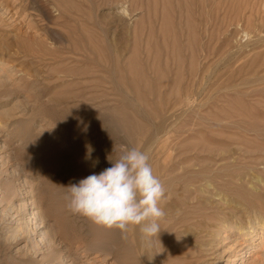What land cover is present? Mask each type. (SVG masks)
Segmentation results:
<instances>
[{
    "label": "rangeland",
    "instance_id": "obj_1",
    "mask_svg": "<svg viewBox=\"0 0 264 264\" xmlns=\"http://www.w3.org/2000/svg\"><path fill=\"white\" fill-rule=\"evenodd\" d=\"M125 146L150 240L68 208ZM173 263L264 264V0H0V264Z\"/></svg>",
    "mask_w": 264,
    "mask_h": 264
},
{
    "label": "clouds",
    "instance_id": "obj_2",
    "mask_svg": "<svg viewBox=\"0 0 264 264\" xmlns=\"http://www.w3.org/2000/svg\"><path fill=\"white\" fill-rule=\"evenodd\" d=\"M90 154L91 149L89 158ZM107 160L110 167L63 186L68 190L69 210L122 232L139 225L150 240L160 232L158 221L165 213L159 203L165 190L148 162L149 156L125 146L117 159L109 155Z\"/></svg>",
    "mask_w": 264,
    "mask_h": 264
},
{
    "label": "bare ground",
    "instance_id": "obj_3",
    "mask_svg": "<svg viewBox=\"0 0 264 264\" xmlns=\"http://www.w3.org/2000/svg\"><path fill=\"white\" fill-rule=\"evenodd\" d=\"M168 176H169V175H168ZM163 177H164V176H163ZM175 182H176V181H175ZM8 184H9V183H8ZM8 187H9V186H8ZM177 188H178V187H177ZM10 189H11V188H10ZM8 191H9V190H8ZM14 191H16V190H14ZM196 191H197V190H196ZM5 194H7V193H5ZM194 194H195V192H194ZM179 195H180V194H179ZM164 196H165V195H164ZM169 196H170V195H169ZM181 197H182V196H181ZM12 198H14V197H12ZM173 200H174V199H173ZM189 200H190V199H189ZM9 201H11V199H10ZM14 202H15V201H14ZM178 202H179V201H178ZM178 202H177V203H178ZM11 203H12V202H11ZM12 205H13V204H12ZM174 206H175V205H174ZM22 207H23V206H22ZM176 207H177V206H176ZM33 208H34V207H33ZM197 208H198V207H197ZM173 209H174V208H173ZM192 209H193V208H192ZM166 210H167V209H164V211H166ZM182 211H183V210H182ZM199 211H201V210H199ZM174 212H175V211H174ZM178 212H179V211H178ZM190 212H191V211H190ZM192 212H193V211H192ZM32 213H33V212H32ZM34 213H35V212H34ZM200 213H201V212H200ZM169 214H170V213H169ZM197 214H198V213H197ZM197 214H196V215H197ZM29 215H30V214H29ZM36 215H37V213H36ZM176 215H177V214H176ZM182 215H183V213H182ZM196 215H195V216H196ZM199 215H200V214H199ZM31 216H32V215H31ZM180 216H181V215H180ZM221 216H222V215H221ZM30 218H31V217H30ZM33 218H34V217H33ZM35 218H37V216H36ZM174 219H178V218H174ZM28 220H29V219H28ZM37 220H38V218H37ZM41 221H42V220H41ZM171 221H172V220H171ZM187 221H188V220H187ZM207 221H208V220H207ZM33 223L35 224V222H33ZM37 223H38V222H37ZM37 223H36V224H37ZM41 223H43V222H41ZM28 224H29V223H28ZM199 224H200V223H199ZM205 224H206V223H205ZM22 225H23V224H22ZM206 225H207V224H206ZM41 226H42V225H41ZM209 226H210V225H209ZM219 226H220V225H219ZM37 227H38V225H37ZM222 227H224V226H222ZM38 228H39V227H38ZM96 228H98V227H96ZM96 228H95L94 231H97ZM178 228H179V227H178ZM196 228H197V227H196ZM105 229H106V228H105ZM107 229H109V228L107 227ZM113 229L115 230V229H117V228H114V227H113ZM194 229H195V228H194ZM110 230H111V229H110ZM119 230H120V229H119ZM172 230H173V229H172ZM197 230H198V229H197ZM41 231H43V230H41ZM98 231H99V230H98ZM98 231H97V232H98ZM165 231H166V230H165ZM192 231H193V230H192ZM202 231H203V230H202ZM14 232H15V231H14ZM17 232H18V231H17ZM36 232H37V231H36ZM108 232H109V231H108ZM108 232H107V233H108ZM110 232H112V230H111ZM110 232H109V233H110ZM178 232H179V231H178ZM197 232H198V231H197ZM199 232H200V231H199ZM205 232H207V231H205ZM241 232H242V231H241ZM41 233H42V235H44V236L46 235L45 231H43V232H41ZM107 233H106V234H107ZM109 233H108V235H109ZM210 233H212V232H210ZM119 234H120V233H119ZM212 234H213V233H212ZM96 235H97V234H96ZM97 236H98V235H97ZM168 236H169V235H168ZM173 236H174V235H173ZM188 236H189V235H188ZM211 236H212V235H211ZM214 236H215V235H214ZM218 236H219V235H218ZM101 237H103V236H101ZM191 237H193V236H191ZM216 237H217V235H216ZM98 238H99V237H98ZM174 238H175V236H174ZM217 238H218V237H217ZM46 239H47V238H46ZM100 239H101V238H100ZM177 239H178V241L180 240L178 237H177ZM222 239H223V238H222ZM251 239H252V238H251ZM175 240H176V238H175ZM201 240H203V239H201ZM50 241H51V240H50ZM203 241H204V240H203ZM236 241H237V240H236ZM236 241H235V243H236ZM200 242H201V241H200ZM210 242H211V241H210ZM210 242H209V243H210ZM168 243H169V242H168ZM168 243H167V245H168ZM176 244H178V242H177ZM240 244H241V243H240ZM235 245H236V244H235ZM94 246H95V245H94ZM179 246H180V245H179ZM199 246H200V245H199ZM203 246H205V245H203ZM255 246H256V245H255ZM51 247H52V246H51ZM97 247H99V246H97ZM193 247H194V246H193ZM195 247H196V246H195ZM203 248H204V247H203ZM205 248H206V247H205ZM211 248H212V247H211ZM233 248H234V247H233ZM51 249H52V248H51ZM225 249H226V248H225ZM52 250H53V249H52ZM226 250H228V249H226ZM41 252H42V251H41ZM55 252H56V251H55ZM205 252H206V251H205ZM222 252H223V251H222ZM47 253H48V252H47ZM57 253H58V251H57ZM176 253H177V252H176ZM199 253H200V252H199ZM206 253H207V252H206ZM215 253H216V252H215ZM55 255H56V254H55ZM55 255H54V256H55ZM172 255H173V254H172ZM194 255H195V254H194ZM219 255H220V254H219ZM59 256H60V253H59ZM59 256L57 255V257H59ZM174 256H175V255H174ZM43 257L45 258V256H43ZM61 257H63V256H61ZM65 257H66V256H65ZM185 257H186V256H185ZM59 259H60V257H59ZM172 259H174V258L172 257ZM187 259H191V258H187ZM201 259H202V258H201ZM50 260H51V259H50ZM179 260H180V259H179ZM58 261L60 262V260L57 259L56 262H58ZM184 261H185V260H184ZM203 261H204V260H203ZM51 262H52V261H51ZM56 262H55V263H56ZM180 262H181V261H180ZM198 262H199V261H198ZM200 262H201V261H200ZM183 263H184V262H183ZM206 263H207V262H206ZM173 264H176V263H173ZM197 264H198V263H197ZM199 264H201V263H199Z\"/></svg>",
    "mask_w": 264,
    "mask_h": 264
}]
</instances>
